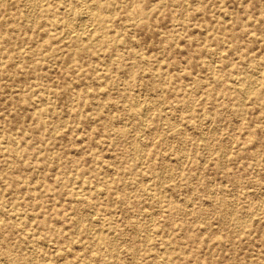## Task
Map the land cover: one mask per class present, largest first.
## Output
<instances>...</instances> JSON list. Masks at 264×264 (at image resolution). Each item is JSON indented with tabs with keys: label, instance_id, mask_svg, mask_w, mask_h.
I'll return each instance as SVG.
<instances>
[{
	"label": "rangeland",
	"instance_id": "rangeland-1",
	"mask_svg": "<svg viewBox=\"0 0 264 264\" xmlns=\"http://www.w3.org/2000/svg\"><path fill=\"white\" fill-rule=\"evenodd\" d=\"M0 264H264V0H0Z\"/></svg>",
	"mask_w": 264,
	"mask_h": 264
},
{
	"label": "bare ground",
	"instance_id": "bare-ground-1",
	"mask_svg": "<svg viewBox=\"0 0 264 264\" xmlns=\"http://www.w3.org/2000/svg\"><path fill=\"white\" fill-rule=\"evenodd\" d=\"M88 19V18H87ZM181 113V112H180ZM258 211V210H257Z\"/></svg>",
	"mask_w": 264,
	"mask_h": 264
}]
</instances>
